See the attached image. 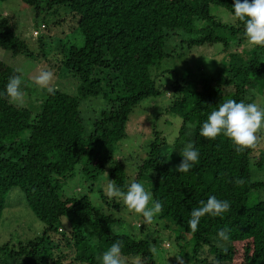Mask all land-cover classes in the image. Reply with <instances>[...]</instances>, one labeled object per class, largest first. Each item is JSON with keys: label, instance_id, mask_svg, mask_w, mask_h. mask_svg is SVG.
Wrapping results in <instances>:
<instances>
[{"label": "trees", "instance_id": "obj_1", "mask_svg": "<svg viewBox=\"0 0 264 264\" xmlns=\"http://www.w3.org/2000/svg\"><path fill=\"white\" fill-rule=\"evenodd\" d=\"M21 1L37 14L39 0ZM44 2L49 9L65 6L76 17L82 44L70 46L56 66H62L78 83L74 95L60 90L51 95L46 90L35 113L0 98V212L4 194L17 186L29 210L43 224L38 236L17 241L15 247L7 242L0 244V264H101L98 255L117 240L122 241L123 257L138 258L136 264H154L150 250L153 241L115 232L111 226L116 219L93 206L86 195L61 197L58 190L60 179L68 176L75 164L81 162L83 173L96 175L103 170V159L110 161L108 178L127 190L130 183L125 166L112 159L108 149L124 136L133 107L159 93L149 68L170 55L165 48L166 37L178 36V31L193 35L181 39L186 47L219 44L227 57L222 68L209 77L181 79L171 88L177 94L169 109L181 120L179 133L185 122L193 123L189 143L198 150L199 161L189 172H177V165H171L162 155L161 138L155 132L133 180L148 182L153 200L163 205L159 218L172 220L180 226L181 235H190L193 262L264 264V181L250 176L249 160L254 149L237 153L223 135L215 140L199 135L200 126L220 103L228 99L247 103L252 91L260 94L264 90V47L229 50L232 40L236 46L246 42L243 25L234 16L233 0ZM210 5L233 15L234 23H223L210 13ZM15 27L11 15L0 16V48L32 55L25 41L15 34ZM14 75L19 73L0 60V92ZM25 87L22 80L21 90ZM223 87L231 89L224 92ZM85 97H102L105 104L83 135L79 104ZM24 133L25 137L21 136ZM263 154L257 157L258 167ZM237 178L245 180L242 187L234 183ZM252 190L263 196L248 205ZM212 195L229 201L230 211L223 218L203 217L198 231L192 233L188 227L191 210ZM65 215L75 220L68 232L59 227ZM225 227L230 230V239L217 246L218 231ZM52 232L58 233L55 239L49 237ZM63 246L70 250L58 251ZM203 246L209 248L211 259L199 257Z\"/></svg>", "mask_w": 264, "mask_h": 264}, {"label": "rangeland", "instance_id": "obj_2", "mask_svg": "<svg viewBox=\"0 0 264 264\" xmlns=\"http://www.w3.org/2000/svg\"><path fill=\"white\" fill-rule=\"evenodd\" d=\"M38 5L36 14L34 8L21 0L0 1V16L11 15L13 17L16 23L15 34L25 41L32 53L27 56L0 48V60L15 70L19 69V76L26 86L24 91L22 90L23 103L18 105L28 107L31 113L39 110L46 91L33 81V77L41 69L48 68L54 72L53 85L57 90L71 95L76 93L77 80L62 66L59 65L58 68L56 63L66 56L70 46L79 47L82 44V35L76 25V17L69 12L67 7L53 6L49 9L45 7L44 0H39ZM209 11L223 23H234V16L221 7L210 5ZM41 25L43 26L40 27ZM34 30H36L35 34H33ZM177 34L178 36L166 37L165 48L170 55L149 68V73L159 93L142 99L133 107L125 122L124 136L112 143L108 149L112 159L120 160L124 164L129 183L133 181L137 164L146 155L155 132L161 138L159 141L161 142V153L165 159L175 166L181 162L180 153L189 143L193 123L185 122L181 132H178L181 120L169 109L170 102L177 94L172 91V85L181 79L197 81L199 78L209 77L213 72L222 68V62L225 63L227 58L226 52L221 51L219 44L188 48L186 41H181V39L187 40L193 35L181 31ZM234 41H230L229 50L233 48L236 51H244L250 48L246 42L236 46L233 44ZM112 81L115 82L114 79ZM230 89L223 87L224 92ZM251 93L247 103L256 102L262 106L264 90L260 94L255 91ZM104 104L105 100L102 97L82 98L79 111L84 127L83 135L89 131L92 120ZM21 136L25 137V133ZM261 152H264V140L257 144L250 155V176L253 180L264 181V154L261 156V166L258 167L255 164ZM103 160V170L96 175L94 172L83 173L81 162L75 164L70 174L60 179L59 195L61 197L86 195L93 206L116 219L111 226L112 230L153 241L151 249L155 248V252L152 251L154 264H176V256L182 257L184 264H199L197 261L193 262L190 235H181L178 224L158 216L150 224H146L140 214L128 210L122 201L108 199L101 185L106 184L109 179L107 171L110 161L109 159ZM138 182L149 191L147 181ZM257 196H263L262 192L252 190L246 203L251 204ZM74 221L70 215L62 216L59 227L64 232H68L71 227L70 223ZM42 229V222L29 210L19 187L12 186L4 194V207L0 212V244L7 242L9 246L14 245L15 247L17 241L34 238L41 233ZM57 235L58 233L52 232L49 237L55 239ZM176 236L179 238L176 239ZM69 250L65 246L58 249L63 252ZM198 254L200 258L211 259L212 257L207 246H203ZM101 256L102 253L98 255L100 261ZM123 258L125 264H136L139 261L136 257ZM65 262H68V259Z\"/></svg>", "mask_w": 264, "mask_h": 264}, {"label": "clouds", "instance_id": "obj_3", "mask_svg": "<svg viewBox=\"0 0 264 264\" xmlns=\"http://www.w3.org/2000/svg\"><path fill=\"white\" fill-rule=\"evenodd\" d=\"M235 18L243 25L244 37L247 46L254 48L264 47V0H233ZM19 72V69L16 70ZM54 72L44 68L33 77L34 83L41 89H46L54 95L56 88L53 85ZM22 80L19 75L9 77L4 92H0V98L7 99L9 103L22 104L24 93L21 90ZM199 135L208 140H215L223 135L231 141L237 153H244L254 149L257 144L264 140V106L256 102L245 103L228 99L219 104L217 110H213L199 129ZM182 157L179 165L175 167L177 172L187 173L194 164L199 161V152L193 143H188L180 153ZM234 183L243 186L245 180L237 178ZM109 200L122 201L123 205L131 212L140 214L146 224L162 213L163 205L158 200H153L152 193L147 191L142 183L133 180L124 191L119 188L115 180L108 179L106 184L101 185ZM230 202L209 196L200 202L190 212L188 227L192 233L198 231V225L205 216L223 218L230 211ZM227 227L218 231L217 246H223L220 242H227L229 237ZM122 241L117 240L101 256V264H125L122 256ZM155 252V248L150 249ZM177 264H184L183 258L176 256Z\"/></svg>", "mask_w": 264, "mask_h": 264}, {"label": "built area", "instance_id": "obj_4", "mask_svg": "<svg viewBox=\"0 0 264 264\" xmlns=\"http://www.w3.org/2000/svg\"><path fill=\"white\" fill-rule=\"evenodd\" d=\"M42 26H43V25H41L40 27H42ZM35 33H36V30L33 31V34H35Z\"/></svg>", "mask_w": 264, "mask_h": 264}]
</instances>
